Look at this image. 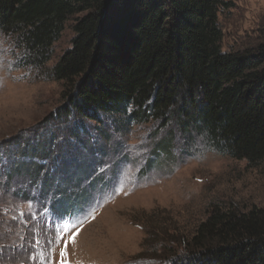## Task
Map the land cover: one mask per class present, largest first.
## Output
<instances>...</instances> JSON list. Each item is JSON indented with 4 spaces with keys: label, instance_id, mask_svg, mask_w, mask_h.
Segmentation results:
<instances>
[{
    "label": "trees",
    "instance_id": "16d2710c",
    "mask_svg": "<svg viewBox=\"0 0 264 264\" xmlns=\"http://www.w3.org/2000/svg\"><path fill=\"white\" fill-rule=\"evenodd\" d=\"M223 4V0H0V32L14 35L21 51L16 68L44 69L65 23L73 22L70 47L49 70L63 86L62 106L49 120L59 128L66 122L69 137L79 144L65 145V129L58 127L47 128L40 139L34 135L16 143L23 162L30 161L19 164L18 172L32 168L28 175L45 208L49 194L53 208L59 210L57 203L70 197L67 189L77 192L74 198H89L99 186L94 177L90 179L98 164L82 160L80 152L98 156L101 146L91 140L90 129L107 139L104 127L111 122L126 127L174 120L187 140L199 135L210 150L244 160L250 168L264 163V27L262 39L252 46L223 51L218 20ZM59 133L63 138L58 149L53 139ZM9 171L7 179L16 166L10 165ZM8 236L1 234L0 244L11 250ZM176 240L175 247L159 249L174 264H264V206L244 210L231 202L213 203L192 233ZM23 248L20 243L13 252Z\"/></svg>",
    "mask_w": 264,
    "mask_h": 264
},
{
    "label": "rangeland",
    "instance_id": "374dc122",
    "mask_svg": "<svg viewBox=\"0 0 264 264\" xmlns=\"http://www.w3.org/2000/svg\"><path fill=\"white\" fill-rule=\"evenodd\" d=\"M223 2L218 15L223 51L252 46L262 39L264 0ZM72 25V20L65 23L46 70L16 68L21 51L15 47V36L0 32V235L8 234L13 244L10 251L0 244L5 264H30L31 260L57 264L62 243L50 248L43 241L59 239L61 228L67 232L77 226L79 236L68 247L71 264H174L172 257L159 251L160 245L175 247L173 240L191 234L211 204L231 202L244 210L264 206V163L250 168L244 160L210 150L199 135L183 138L174 120L166 125L152 120L126 127L111 122L104 127L107 139L91 128V140L101 146L99 157L95 160V155L89 158L90 153H80L82 160L98 164L90 179L94 177V185L98 181L99 186L89 198H74L77 192L67 189L70 197L57 203L59 210L53 208L49 194L45 208L28 175L32 168L18 172L19 164L30 161L23 162L16 143L34 135L40 139L47 128L59 125L49 118L62 106L63 86L50 77L49 70L70 47ZM60 125H66L60 127L65 129V145L72 147L74 141L77 147L79 143L69 137L68 124ZM58 136L53 140L59 149L63 135ZM164 142H168L165 150ZM10 165L16 166V172L7 179ZM20 243L23 250L13 252Z\"/></svg>",
    "mask_w": 264,
    "mask_h": 264
},
{
    "label": "snow or ice",
    "instance_id": "6c2138e0",
    "mask_svg": "<svg viewBox=\"0 0 264 264\" xmlns=\"http://www.w3.org/2000/svg\"><path fill=\"white\" fill-rule=\"evenodd\" d=\"M119 175H117V182H119ZM80 228L77 226L74 230L65 231L64 228L59 230L57 234L59 239H56V236H53L51 239L47 237L43 241L46 243L48 247H52L53 245L59 246L62 243V247L59 248V260L57 264H71V262L67 259L68 256V247L69 244H74L76 242L77 237L79 236ZM36 243H42L41 241H36ZM49 258H51L49 253ZM35 259V258H34Z\"/></svg>",
    "mask_w": 264,
    "mask_h": 264
}]
</instances>
